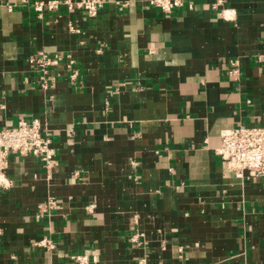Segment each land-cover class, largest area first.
I'll return each mask as SVG.
<instances>
[{
  "label": "crops",
  "instance_id": "0c3cea01",
  "mask_svg": "<svg viewBox=\"0 0 264 264\" xmlns=\"http://www.w3.org/2000/svg\"><path fill=\"white\" fill-rule=\"evenodd\" d=\"M100 1L91 18L0 0V130L38 119L56 161L9 155L0 264H264V177L214 153L223 130L264 127V0ZM39 51L73 60L46 88Z\"/></svg>",
  "mask_w": 264,
  "mask_h": 264
},
{
  "label": "built area",
  "instance_id": "2783aa9c",
  "mask_svg": "<svg viewBox=\"0 0 264 264\" xmlns=\"http://www.w3.org/2000/svg\"><path fill=\"white\" fill-rule=\"evenodd\" d=\"M164 13H171L173 10L184 6L182 0H145ZM23 5H32L38 16L45 11L56 10L60 5H65L67 9H78L84 11L88 17H96L102 8L100 0H20ZM64 63L68 69L72 68L73 60L64 59L57 54H48L44 51L36 52L29 60V63L41 74L42 88H46L54 79L49 76V70ZM238 62L229 63L228 74L238 75ZM75 71L69 74L70 80H74ZM11 153L20 156H32L37 158L46 170L55 167V151L51 138L46 134L42 123L38 119H20L11 127L0 130V189L9 188L11 182L6 175L8 167V157ZM220 158L221 165L226 173L234 174L243 178L245 174L249 177H264V127L239 126L223 130L220 133V144L214 150ZM55 202L49 200L45 205L39 206L38 216L48 215L54 208ZM93 206L90 205L87 210ZM131 242L136 245L143 244L139 235H132ZM37 245L50 250L54 247L49 238H44ZM70 259L75 264H89L90 255L87 253L72 255Z\"/></svg>",
  "mask_w": 264,
  "mask_h": 264
}]
</instances>
